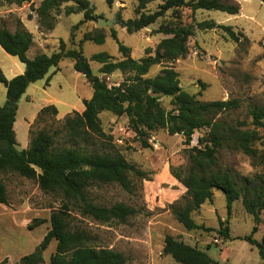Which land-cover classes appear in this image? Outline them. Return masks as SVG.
Segmentation results:
<instances>
[{"label": "trees", "instance_id": "trees-1", "mask_svg": "<svg viewBox=\"0 0 264 264\" xmlns=\"http://www.w3.org/2000/svg\"><path fill=\"white\" fill-rule=\"evenodd\" d=\"M0 1L17 6L31 2ZM157 1L160 0H136V17L128 20L118 18L122 28L129 34H135L149 26L153 27L171 13L169 23L153 30L168 37L160 41L154 55L147 49L146 56L138 60L132 57L130 47L118 41L115 29H111V37L118 41L122 56L117 61L106 52L94 54L91 59L84 54L85 42L99 45L106 42V34L101 28L85 33L77 47L68 49L61 40L57 51L51 55L38 54L33 59L28 57V52L34 45V37L21 21L17 22L15 32L6 27L0 28V47L25 65V72L11 80L6 78L0 67V88L5 86L7 90L6 102L0 106V204H8V192L1 175L10 172L35 180L42 192L60 197L59 208L53 210L50 216V230L36 250L21 258L17 264H46L43 254L52 240L57 241V247L48 264H127L128 258L124 253L99 246L95 237L80 229L72 230L70 224L74 212L97 224L125 223L138 213L136 208L124 203L98 205L89 195L95 186L113 184L132 193V177L147 178L145 172L128 162L120 152L89 149L91 139L106 137L100 118L103 112L126 117L130 129L144 149L151 147L148 139L151 132L157 130H165L171 136L182 135L187 146L196 132L208 130L207 135L199 139L197 147L185 150L189 167L186 170L172 168L173 177L187 190L185 203L173 205L172 214L186 230L203 229L192 215L202 205L213 200L215 189L224 193L229 215L233 204L242 200L245 211L255 223L261 222V213L264 211V149L258 150L256 143L261 141L264 145L258 133V130L264 131V105L249 109L252 129L246 122L233 125L220 120V116L224 112L239 109V100L200 101L181 88L179 74L170 66L163 67L154 77H148L153 67L185 58L189 53V39L196 30L219 29L232 41H240L239 34L232 26L217 24L213 20L184 24L181 14L184 9L192 13L219 11L238 15L241 8L236 3L223 0H161L156 10L150 11L148 7ZM71 2L75 5L65 7L66 16L84 14V19L74 26V30L89 22L98 24L103 19L95 13L90 0H43L38 9L40 28L53 31L59 21L57 15L60 9ZM107 2L109 5L113 3L112 0ZM64 59L73 61L74 70L83 75L93 89L92 98L83 101L85 110L68 115L59 130L74 146L58 147L57 133L51 134L45 130L34 132L31 128L29 148L19 150L14 129L18 103L31 84L44 79ZM91 61L101 64L102 75L120 71L128 76L120 85L110 87L106 80L94 73ZM49 83L50 79L47 85ZM164 97L171 98V110L163 106ZM46 114L56 116L59 111L54 105L44 107L38 119ZM223 149L252 158L263 171L250 177L242 176L233 169L223 170L218 163L219 153ZM42 222L36 220L29 229L33 230ZM228 232V228H225L219 233L229 239ZM256 232L255 226L252 233ZM241 240L257 247L264 259V238L258 242L250 235ZM163 253L179 264H232L218 263L207 252L170 235L165 237Z\"/></svg>", "mask_w": 264, "mask_h": 264}, {"label": "rangeland", "instance_id": "rangeland-1", "mask_svg": "<svg viewBox=\"0 0 264 264\" xmlns=\"http://www.w3.org/2000/svg\"><path fill=\"white\" fill-rule=\"evenodd\" d=\"M43 0H31L22 6L10 5L0 1V28L6 27L12 32L17 28V22L33 35L34 45L28 52L33 59L43 53L51 55L60 47V41L66 47H77L87 32H95L98 24L89 22L74 30V26L84 19L83 13L66 16L64 5L57 15L58 24L53 31L40 28L38 9ZM95 7V13L102 20L116 22L112 27L105 26L106 42L102 45L93 42L83 44L84 54L88 59L94 54L106 52L115 60L122 58L119 44L123 43L132 50L134 59L146 56L147 49L155 54L161 40L168 36L153 32L161 25L171 21V13L155 24L152 29H144L135 34H129L118 24V18L124 20L136 17L134 9L136 0H90ZM236 3L241 11L238 15H229L219 11H197L192 13L184 9L182 22L213 20L217 24L232 26L240 36L239 42L232 41L222 30H196L189 39V53L185 58L151 69L148 77L159 74L163 67L170 66L179 74L181 88L200 101L239 100L241 107L224 112L220 120L229 124L246 122L251 126L249 109L264 105V1L263 0H223ZM162 1L151 4L148 8L155 11ZM54 12L53 14H56ZM27 24V27H26ZM111 29L117 31L118 41L111 37ZM38 45L40 47H38ZM91 67L96 75L106 80L111 86L120 85L127 74L117 71L111 75L100 73L101 64L91 61ZM0 67L7 79L21 75L18 67L25 65L16 57L7 54L0 47ZM24 73V72H23ZM50 79L49 85L47 81ZM6 87L1 86L0 106L6 102ZM28 94L31 99L22 97L18 103L16 130L19 138H23L28 122L36 119L39 111L46 106L54 105L59 114H46L35 120L31 125L34 132L39 130L57 133V146H74L69 142L62 129L64 119L74 111L84 109L83 100L91 99L93 89L83 75L73 68L71 59H64L58 68H52L49 74L36 82ZM162 104L166 110L173 108L171 98L164 97ZM101 126L106 137H94L89 144L90 150L118 151L128 162L147 174L146 179L132 177L133 192L128 193L118 185L95 186L89 191L90 197L98 205L113 206L124 203L138 210L136 216L125 223L112 222L97 224L91 219L72 213L71 229L86 231L96 238L99 246L122 252L128 258L127 264H179L171 256L163 253L165 237L170 235L179 241L203 250L216 262L226 263L231 257L232 264H264L257 247L241 240L253 235L261 242L264 238V211L261 222L256 224L243 206L242 200L233 204L229 215L224 193L215 189L213 200L201 206L194 212V221L203 229L188 231L177 222L172 214V206L184 204L186 188L172 175V168L186 170L189 158L186 149L197 147L199 139L207 135L203 129L195 133L189 146L182 135L171 136L165 130L151 132L148 143L150 148L144 149L139 139L130 129L126 117H117L110 112L100 115ZM28 133V132H27ZM264 140V131L258 130ZM84 144H82L83 146ZM258 150H263L261 141L256 143ZM219 167L223 170L233 169L242 176H254L263 171L254 160L240 152L223 149L219 153ZM3 183L8 192V204H0V208L10 210L0 211V264H17L21 258L33 253L50 230V216L53 210L60 206L57 194L42 192L35 180H29L15 173H3ZM36 220L43 222L33 230L29 226ZM257 232L252 233L254 227ZM228 228L229 239L219 232ZM56 240H52L45 250V260L49 261L56 251Z\"/></svg>", "mask_w": 264, "mask_h": 264}, {"label": "crops", "instance_id": "crops-1", "mask_svg": "<svg viewBox=\"0 0 264 264\" xmlns=\"http://www.w3.org/2000/svg\"><path fill=\"white\" fill-rule=\"evenodd\" d=\"M26 27H27V24H26ZM34 43H36V42H34ZM33 47V46H32ZM38 47H40L39 45H38ZM40 54H43V53H40ZM18 73H21V74H23V72H25L24 71V68L23 67H18V71H17ZM7 78V77H6ZM9 80V79H8ZM11 80V79H10ZM35 84V83H34ZM34 84H31L29 87H28V89H27V91H26V93H25V95L23 96V97H25L26 96V99H31L32 98V96L30 95V94H28V92H29V89L34 85ZM0 91H1V88H0ZM85 100H89V99H85ZM84 101V100H83ZM51 106V105H50ZM47 107V106H46ZM44 108V107H43ZM42 108V109H43ZM41 109V110H42ZM40 110V111H41ZM85 110V106H84V109H80L79 111H77V112H79V113H82L83 111ZM39 111V112H40ZM38 115H39V113H38ZM38 115H37V117H38ZM37 117H36V119H37ZM36 119H34L33 121H31V122H28V124H27V130H26V132H24V135H23V138H19V135H18V132H17V130H16V124H17V118H16V122H15V126H14V129H15V132H16V137H17V142H18V149L19 150H26V149H28L29 148V146H30V135H29V130H30V127H31V125L35 122V120ZM28 132V133H27ZM5 209L6 210H10L9 208H7V207H4V208H0V211H5ZM51 244V243H50ZM56 247H57V244H56ZM46 253L44 252V254H43V258H44V261H45V263L46 264H48L49 262H50V260L49 261H46L45 260V257H44V255H45ZM54 254V253H53ZM52 254V255H53ZM52 255H51V257H52ZM51 259V258H50ZM226 260V262H231V257L229 258H227V259H225Z\"/></svg>", "mask_w": 264, "mask_h": 264}, {"label": "water", "instance_id": "water-1", "mask_svg": "<svg viewBox=\"0 0 264 264\" xmlns=\"http://www.w3.org/2000/svg\"><path fill=\"white\" fill-rule=\"evenodd\" d=\"M116 21L115 20H112V21H108V20H99L98 22V27L99 28H103L105 26H109V27H112L114 25ZM148 29H152L151 26L148 27Z\"/></svg>", "mask_w": 264, "mask_h": 264}]
</instances>
